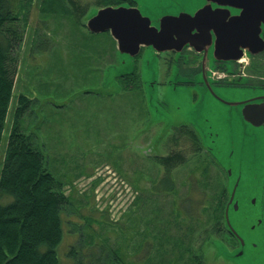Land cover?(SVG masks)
<instances>
[{
    "label": "rangeland",
    "instance_id": "rangeland-1",
    "mask_svg": "<svg viewBox=\"0 0 264 264\" xmlns=\"http://www.w3.org/2000/svg\"><path fill=\"white\" fill-rule=\"evenodd\" d=\"M105 1L69 0L71 16L58 19L45 16L41 0H34L27 35L17 50L19 71L0 172L24 93L33 103L23 128L36 135L48 170L62 180L70 198L63 213L69 227L58 247L61 264H77V258L79 264H230L218 258L224 248L214 219L222 213L223 175L205 148L218 160L220 151L238 148L233 144L236 123L241 127L239 108L219 100L239 101L262 90H204L199 78L178 74L175 65L170 70L168 55H156L150 47L137 60L122 56L109 33L92 36L86 28ZM134 1L154 24L165 15L193 13L205 2ZM43 41L51 47L38 51ZM255 64L258 69L248 65L244 71L253 84L264 81V58ZM111 66L118 70L108 73ZM135 69L136 74L122 76ZM222 71L214 77L235 78ZM187 125L200 133L198 146ZM179 151L185 157L168 177L163 161Z\"/></svg>",
    "mask_w": 264,
    "mask_h": 264
},
{
    "label": "trees",
    "instance_id": "trees-1",
    "mask_svg": "<svg viewBox=\"0 0 264 264\" xmlns=\"http://www.w3.org/2000/svg\"><path fill=\"white\" fill-rule=\"evenodd\" d=\"M115 1L118 0L102 5L116 6ZM33 2L0 0V148L19 71L17 50L27 35ZM70 5L69 0H41L39 8L47 17L62 19L71 16ZM105 34L108 32L101 35ZM50 42L43 41L38 51H47ZM116 70V66L107 69L108 73ZM136 72L135 69L122 76ZM19 96L0 172V264H61L58 247L69 227L63 213L71 205L70 198L63 190L62 180L48 170L47 157L36 135L23 128L33 97L24 93ZM190 136L193 144H201L198 136ZM184 157L179 151L165 158L163 166L168 177Z\"/></svg>",
    "mask_w": 264,
    "mask_h": 264
},
{
    "label": "water",
    "instance_id": "water-1",
    "mask_svg": "<svg viewBox=\"0 0 264 264\" xmlns=\"http://www.w3.org/2000/svg\"><path fill=\"white\" fill-rule=\"evenodd\" d=\"M204 1L202 7L193 13L181 11L178 15H165L156 24L137 6L126 3L104 6L90 16L86 28L93 35L108 32L119 53L132 60L143 48L150 47L156 55L171 51L181 53L186 47L194 48L203 54L204 75L208 74V67L211 68V57L213 61L237 62L248 57V53L258 55L264 51V0ZM261 94L256 95V101L264 99ZM240 103L235 102L233 106L238 107ZM245 108L242 114L256 127L253 130L258 133L261 131L258 129H264V102L246 104ZM261 136H256L260 144ZM238 186L237 181L232 195ZM226 219L229 224L228 213Z\"/></svg>",
    "mask_w": 264,
    "mask_h": 264
},
{
    "label": "flooded vegetation",
    "instance_id": "flooded-vegetation-1",
    "mask_svg": "<svg viewBox=\"0 0 264 264\" xmlns=\"http://www.w3.org/2000/svg\"><path fill=\"white\" fill-rule=\"evenodd\" d=\"M131 2L134 5L130 4L128 0L122 2V4L127 3L133 7L137 6L134 0H131ZM122 4H116V6ZM161 54L168 55V68L170 70L172 65H175L178 69V74L194 80V76L199 78L197 84L204 90L214 89L216 91L218 86L234 88L237 91L241 89L248 90L249 88L257 91L264 90V81L260 80L253 84L252 80L250 82L247 76H244V71L248 68V65L250 69L254 68L256 70L259 68L255 61L259 58H264V51L258 55L248 53V57L237 62L210 61L215 66L213 71L208 67V73L211 72L212 78L209 77L210 73L204 75V68L202 67L203 54L196 52L194 48L186 47L181 53L171 51ZM134 59L137 60V57ZM219 71L226 73L225 76L230 75L235 78L222 79L219 75L214 77ZM206 80H208L209 85ZM211 80L214 81L213 84H211ZM260 94L264 96V91L260 92ZM260 94H255L254 91L253 96L250 95L239 101H230L220 97L219 101L225 106H233V103L241 102L238 106V113H236L242 119V123L240 122L241 127L238 128L239 123H236L234 128L236 141L234 140L233 147L238 145V148H232L228 153L220 151L222 154L221 160L215 158L211 154L210 149L205 148L207 154H210V157L217 164V167L221 169L223 175L222 186L225 194L222 206L224 211L220 214L215 213L214 219H216V230L219 235L217 240L220 246H223L224 251H226V253L219 251L218 258L230 264H264V132L261 134L263 136H261L262 143L260 144L261 141L256 137L260 133H256L253 130L256 127L246 121L242 114L243 109L246 110V104L264 102L263 98L256 101V95ZM187 126L191 127V131L195 132L192 135L194 137L195 135L198 136L202 142L200 133L194 127ZM179 131L181 132V130ZM209 135L213 136L214 134L210 133ZM243 169L246 170L242 171ZM163 173H167L166 167H164ZM237 181L239 186L235 194L232 195V188ZM227 213L229 224L226 219Z\"/></svg>",
    "mask_w": 264,
    "mask_h": 264
}]
</instances>
